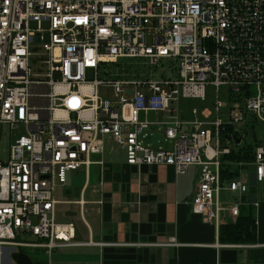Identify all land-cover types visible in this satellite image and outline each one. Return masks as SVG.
<instances>
[{
  "label": "built area",
  "instance_id": "2783aa9c",
  "mask_svg": "<svg viewBox=\"0 0 264 264\" xmlns=\"http://www.w3.org/2000/svg\"><path fill=\"white\" fill-rule=\"evenodd\" d=\"M134 58L147 74L124 61ZM207 85L214 117L192 108L181 120L180 97L205 100ZM151 111L167 117L149 121ZM247 114L264 122V0H0V248L67 246L74 225L55 220L56 185L72 171L87 183L89 167L104 164L93 156L116 149L130 166L199 167L192 213L234 223L264 185V140L250 182L241 162L229 163L236 176L220 175L230 141L246 135L222 133ZM153 126L169 148L145 143ZM222 189L237 193L231 205Z\"/></svg>",
  "mask_w": 264,
  "mask_h": 264
},
{
  "label": "crops",
  "instance_id": "0c3cea01",
  "mask_svg": "<svg viewBox=\"0 0 264 264\" xmlns=\"http://www.w3.org/2000/svg\"><path fill=\"white\" fill-rule=\"evenodd\" d=\"M202 110L198 118H202ZM93 159L104 164L89 167L79 197L73 199L70 187L65 188L70 196L63 202L77 207L66 221L58 223H72L74 237L67 246L50 252L51 264H264L260 189L256 191L259 205L253 209L255 241L227 242L220 238L219 227L191 211L199 167L177 174L171 166H130L119 149ZM80 199L85 202L82 206ZM225 223L230 222L222 215L219 224ZM170 237L176 245H161ZM88 241L92 243L84 244ZM14 253L0 248V264H16ZM26 254L33 261L46 263L40 256Z\"/></svg>",
  "mask_w": 264,
  "mask_h": 264
},
{
  "label": "rangeland",
  "instance_id": "374dc122",
  "mask_svg": "<svg viewBox=\"0 0 264 264\" xmlns=\"http://www.w3.org/2000/svg\"><path fill=\"white\" fill-rule=\"evenodd\" d=\"M125 62H130L133 66L137 67L141 73L147 74L149 71V65L139 63L138 59H124ZM228 89L226 86H221L219 88V94L218 98L222 103L228 102ZM216 91L213 86L207 85L205 88V100L200 99H194V98H185L180 97L177 105H178V111L180 119L183 120H190L193 118V115L191 114V108L195 107L198 111L202 109H209L212 112V117L215 115V101H216ZM175 106V105H173ZM185 113V115H183ZM221 113H224V110L221 111ZM145 117L143 112L139 113V119L143 120ZM147 118L149 121H155L157 117L155 116V112H149L147 114ZM162 119H166V116ZM158 126H154L149 128L147 132L145 133L147 136L145 137L144 141L145 143H149L153 147L157 146H163L164 148H169L168 144H165L163 140V136L160 131L157 130ZM245 131L246 135L243 136L240 143L236 144L235 141H230L229 147L232 149H237V147H241L244 145H247L251 147L252 149L255 148L256 143H258L261 140H264V122L254 119V117L251 114H247L245 116V120L237 125L233 126V131H239V130ZM7 143L4 141V139L0 140V157L5 156L4 149H6ZM94 157V156H93ZM248 162V161H247ZM244 162L243 164L247 163ZM93 166V165H92ZM94 167H92L93 170ZM241 173L243 174V177L250 182L249 175L250 172L253 170V167L251 165L246 164L244 167H242ZM79 173L68 172L67 174V185H56L55 189V199L58 200V203L55 206V220L56 222L60 221H66L69 215V212L72 210L74 211L77 207L76 205H72L69 203H64L63 200L68 198L70 195H67L65 192V188L70 187L72 189V194L70 197H73V199H76L79 197V188L80 187H74L73 186V179L78 175ZM71 185V186H70ZM224 186H226L224 184ZM258 189L261 191V197L264 199V185H259ZM235 194L232 191L222 189L220 191V204L224 206L231 205ZM26 253H29L30 255H36L40 256L42 259L45 260L46 264H51V253H46L44 248H33V247H26L22 248Z\"/></svg>",
  "mask_w": 264,
  "mask_h": 264
},
{
  "label": "trees",
  "instance_id": "16d2710c",
  "mask_svg": "<svg viewBox=\"0 0 264 264\" xmlns=\"http://www.w3.org/2000/svg\"><path fill=\"white\" fill-rule=\"evenodd\" d=\"M233 132L231 127H226L222 133L226 136L228 133ZM242 140V139H241ZM253 159V149L247 145L237 147L231 150L229 155L222 157V167L220 175L222 180L232 178L238 173V167L231 168L229 163H245L251 162ZM244 165L242 167H244ZM233 169V171H232ZM255 219L253 217V208L249 205L242 206L239 216L234 223H225L219 225L220 238L227 242H243L253 243L255 241Z\"/></svg>",
  "mask_w": 264,
  "mask_h": 264
},
{
  "label": "water",
  "instance_id": "95a60500",
  "mask_svg": "<svg viewBox=\"0 0 264 264\" xmlns=\"http://www.w3.org/2000/svg\"><path fill=\"white\" fill-rule=\"evenodd\" d=\"M236 144L240 143V137L235 138L233 137ZM84 185V174L81 172L78 174L76 178L73 180L74 187H82ZM71 189V188H70ZM72 193V189L71 192ZM12 258L15 259L16 264H46L43 262L33 261L26 253L20 251L18 253L12 254Z\"/></svg>",
  "mask_w": 264,
  "mask_h": 264
}]
</instances>
